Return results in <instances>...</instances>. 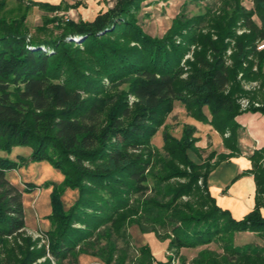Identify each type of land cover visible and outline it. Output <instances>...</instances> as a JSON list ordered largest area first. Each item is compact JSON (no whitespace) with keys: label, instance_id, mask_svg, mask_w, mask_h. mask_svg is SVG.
Instances as JSON below:
<instances>
[{"label":"trees","instance_id":"16d2710c","mask_svg":"<svg viewBox=\"0 0 264 264\" xmlns=\"http://www.w3.org/2000/svg\"><path fill=\"white\" fill-rule=\"evenodd\" d=\"M145 1L116 0L89 21L54 15L35 35L26 8L0 16V151L32 149L29 157L0 155V242L14 238L0 264H80V254L104 264H153L150 247L133 241L135 224L169 240L163 264L176 256L188 264L182 248L211 243L221 251L205 247L190 264H264L263 246L234 242L236 232L264 237V146L248 154L256 204L244 218L220 207L208 183L218 155L242 153L236 117L264 114V0L250 7L185 0L163 36L139 23ZM6 4L0 0V11ZM190 4L204 11L190 15ZM251 82L259 88L247 90ZM176 102L213 126L230 153L195 160L202 156L196 127L186 125L180 137L166 128ZM162 128L158 147L153 138ZM30 160L48 161L65 176L52 193L51 227L40 246L26 233L23 205L24 191L35 186L21 190L8 178ZM68 187L79 195L66 210Z\"/></svg>","mask_w":264,"mask_h":264},{"label":"rangeland","instance_id":"374dc122","mask_svg":"<svg viewBox=\"0 0 264 264\" xmlns=\"http://www.w3.org/2000/svg\"><path fill=\"white\" fill-rule=\"evenodd\" d=\"M185 0H170L168 2L163 0H147L143 3L142 10L138 16L139 23L142 25L145 32L152 36H163L167 30L171 27L173 18L181 11L182 5ZM204 4V2H203ZM244 4L247 7L252 6V0H244ZM16 2L10 1L6 4L4 9L0 11V16L6 18H14L19 15V12L14 10ZM203 10L200 6L190 4L188 6V12L190 15L198 13ZM204 11V10H203ZM27 25L31 34H36V25L41 23V17L37 14L31 13L27 18ZM51 26V25H50ZM58 32V31H57ZM231 53V51H229ZM188 58H192V54H188ZM241 77V75L239 76ZM258 87L257 82H251L245 84L247 90H255ZM259 88V87H258ZM242 100H249L243 98ZM241 100V102H242ZM190 125L196 127L194 136L198 138L196 145L200 147L201 158L193 155V158L199 162L202 160L208 162V155L219 149L222 135L215 133L207 129V124L203 123L193 116H191L186 108L180 103L176 102L173 112L169 115L166 123V128L175 136L180 137L183 134L184 127ZM163 131L164 128L153 138V142L156 146L162 147L163 145ZM32 152L29 146H15L11 153L0 151V155L9 156L12 159H16L18 155L29 157ZM227 157L218 155L214 160V163H219L222 160H226ZM218 177V174L214 176ZM8 178L21 190L26 188V184H33L35 188L32 191H24L23 205L26 219V233L34 239H40V245L47 244L46 232L51 227L50 215L53 210L52 205V193L55 189V185L61 186L64 182L65 176L61 170L55 168L48 161L30 160L27 164L22 165L16 170L8 172ZM79 192L77 189L65 188L61 194V202L64 209L68 210L78 198ZM264 212V209H263ZM41 227L42 230L33 231L31 228ZM47 229V230H46ZM132 235L133 241L138 246L148 245L155 258L153 264H163L169 262V252L167 246L168 239L161 238L155 232L144 233L138 225H132L129 229ZM244 235H239L236 240V233L234 236V242L237 245H245L249 243H255V236L250 231H242ZM264 244V237L259 236ZM4 242H0V251L5 250V245L13 246V237H7ZM258 244V243H255ZM260 245V244H258ZM209 247L211 249L218 248V244L211 243L198 248H182L180 257H184L188 264L192 260V257H196L197 251ZM264 247V246H263ZM197 254V255H196ZM100 259V258H99ZM80 262V261H79ZM81 264V263H80ZM101 264V263H98ZM174 264H180V258L175 257Z\"/></svg>","mask_w":264,"mask_h":264},{"label":"crops","instance_id":"0c3cea01","mask_svg":"<svg viewBox=\"0 0 264 264\" xmlns=\"http://www.w3.org/2000/svg\"><path fill=\"white\" fill-rule=\"evenodd\" d=\"M6 1L7 3L10 1L16 2L13 9L18 12L20 10L19 7L26 8V21L31 13L39 15L42 22L38 23L36 27L41 25L46 18L62 14L75 20L79 18L85 21L93 20L98 13L107 11L116 2V0H22L23 5H21L17 0ZM46 6L61 7V9L51 11ZM236 120L241 125L239 144L242 153L217 163L209 175L208 183L209 190L216 203L220 207L229 210L235 219L240 220L251 212L256 204V182L254 176L249 173L252 168V162L248 154L254 149L264 146V114L261 112L243 111L236 117ZM207 129L220 134L209 124H207ZM221 140L219 149L218 151L216 150L217 154H229L230 150L224 147L223 138ZM217 174L218 177L215 178L214 176ZM31 229L33 231L42 230L40 226ZM244 234L243 232H237L236 240L239 235ZM251 234L255 236V243L264 246L257 233L252 232ZM199 251H197V254ZM79 261L81 264H104L101 259L89 254H80Z\"/></svg>","mask_w":264,"mask_h":264},{"label":"built area","instance_id":"2783aa9c","mask_svg":"<svg viewBox=\"0 0 264 264\" xmlns=\"http://www.w3.org/2000/svg\"><path fill=\"white\" fill-rule=\"evenodd\" d=\"M262 48H264V42L259 45V49H262ZM241 103H242L243 108H246V107L249 106V100H242ZM255 105L258 106L259 104L258 103H255Z\"/></svg>","mask_w":264,"mask_h":264}]
</instances>
